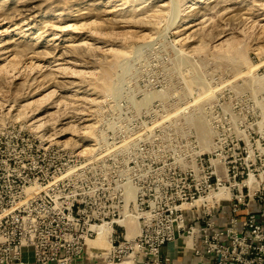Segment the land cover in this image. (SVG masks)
Returning <instances> with one entry per match:
<instances>
[{"label":"rangeland","instance_id":"1","mask_svg":"<svg viewBox=\"0 0 264 264\" xmlns=\"http://www.w3.org/2000/svg\"><path fill=\"white\" fill-rule=\"evenodd\" d=\"M209 117L261 173L264 0H0V133L36 154L104 155L97 128L153 125L184 157Z\"/></svg>","mask_w":264,"mask_h":264},{"label":"built area","instance_id":"2","mask_svg":"<svg viewBox=\"0 0 264 264\" xmlns=\"http://www.w3.org/2000/svg\"><path fill=\"white\" fill-rule=\"evenodd\" d=\"M205 124L209 148L194 140L184 157L155 151L153 125L127 138L101 126L95 145L110 153L86 157L39 155L20 133L1 132L0 264H23L24 249L37 264H79L105 223L110 248L95 257L106 264H178L162 254L176 240L188 264H264V170L253 174L214 117ZM125 219L136 224L130 236Z\"/></svg>","mask_w":264,"mask_h":264},{"label":"crops","instance_id":"3","mask_svg":"<svg viewBox=\"0 0 264 264\" xmlns=\"http://www.w3.org/2000/svg\"><path fill=\"white\" fill-rule=\"evenodd\" d=\"M181 244L180 240L167 244L163 247L162 254H168L169 257H171L173 261L178 264H188L192 262L190 252L188 250L184 252L180 250ZM89 246L90 245L87 243L83 259L79 264H106V262L100 257H95V255L91 252V246ZM22 261L23 264H37L33 261L31 251L29 249L23 250Z\"/></svg>","mask_w":264,"mask_h":264},{"label":"bare ground","instance_id":"4","mask_svg":"<svg viewBox=\"0 0 264 264\" xmlns=\"http://www.w3.org/2000/svg\"><path fill=\"white\" fill-rule=\"evenodd\" d=\"M201 139L203 142H205L203 145L204 146L203 148L207 147L208 146V142H206L207 133L205 134L201 132ZM219 193L224 196L226 195L225 194L226 190L221 189ZM122 225L126 226L127 236H130L135 232L136 224L130 223L129 219L123 220ZM111 231H112V225L110 223H105L97 228L98 235L96 236V238L87 241V243L91 246V252L94 255H97L98 253L103 254V255L107 254L110 248Z\"/></svg>","mask_w":264,"mask_h":264}]
</instances>
